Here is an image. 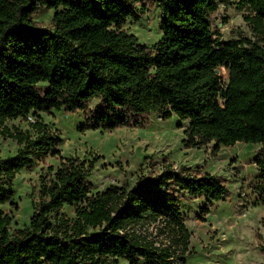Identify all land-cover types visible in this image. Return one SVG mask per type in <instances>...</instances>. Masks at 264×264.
I'll list each match as a JSON object with an SVG mask.
<instances>
[{
	"label": "trees",
	"instance_id": "obj_1",
	"mask_svg": "<svg viewBox=\"0 0 264 264\" xmlns=\"http://www.w3.org/2000/svg\"><path fill=\"white\" fill-rule=\"evenodd\" d=\"M151 3L162 37L149 47L124 26ZM219 3L246 12L252 38L225 41L213 30L209 12ZM41 9L55 11L50 28L33 19ZM52 111H82L81 133L143 127L156 114L188 123L187 149L264 144V0H0V136L20 146L0 160V207L14 198L17 174L60 159L40 178L29 226L11 232L0 208V264H184L183 201L204 200V219L229 197L226 182L167 164L134 186L92 194L98 158L61 155L63 140L38 118ZM31 116L34 134L6 125ZM255 163L264 205V150Z\"/></svg>",
	"mask_w": 264,
	"mask_h": 264
},
{
	"label": "rangeland",
	"instance_id": "obj_2",
	"mask_svg": "<svg viewBox=\"0 0 264 264\" xmlns=\"http://www.w3.org/2000/svg\"><path fill=\"white\" fill-rule=\"evenodd\" d=\"M54 13V10L41 9L33 19L39 27L50 28ZM245 15L246 12L228 3H219L209 12L213 30L225 41L253 37ZM161 20L159 8L151 3L138 22L130 20L124 29L135 35L140 44L150 47L162 37ZM219 73L227 80L225 68H220ZM97 104L98 101L92 100L90 107ZM36 118H18L6 125L34 134L30 123ZM38 118L63 140L59 148L63 157H79L90 162L98 158L89 178L92 194L111 186H134L141 177L161 173L167 164L176 170L184 167L191 173L220 177L226 182L229 197L215 203L204 219L199 218L204 200L182 203L185 224L191 233L184 264H264V205L258 201L256 189L260 171L255 163L264 144L238 143L222 147L218 153L213 152L212 145L187 149L183 141L188 123L177 117L163 121L156 114L143 127L85 133L78 130L84 121L82 111L39 113ZM19 148L16 141L0 136V160L15 156ZM59 162L57 157H48L36 162L32 169L17 174L13 182L14 198L0 207L12 218L11 232L29 226L38 200L40 178L47 175L49 167L57 168ZM62 213L69 218L76 216L74 207L66 206Z\"/></svg>",
	"mask_w": 264,
	"mask_h": 264
},
{
	"label": "water",
	"instance_id": "obj_3",
	"mask_svg": "<svg viewBox=\"0 0 264 264\" xmlns=\"http://www.w3.org/2000/svg\"><path fill=\"white\" fill-rule=\"evenodd\" d=\"M216 73L219 74V70H216Z\"/></svg>",
	"mask_w": 264,
	"mask_h": 264
}]
</instances>
